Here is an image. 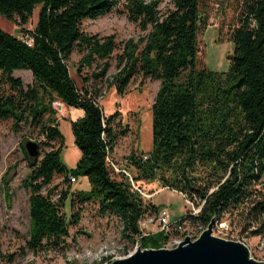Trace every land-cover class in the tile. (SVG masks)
Wrapping results in <instances>:
<instances>
[{"label":"trees","instance_id":"16d2710c","mask_svg":"<svg viewBox=\"0 0 264 264\" xmlns=\"http://www.w3.org/2000/svg\"><path fill=\"white\" fill-rule=\"evenodd\" d=\"M232 1L236 18L228 31L233 45L228 69L214 72L202 62L199 32L212 7L217 12ZM169 2L171 9L160 16L159 0H0V15L20 28L39 8L34 28L21 31L31 46L0 28V86L7 87L0 93V121L38 129V149L51 148L41 158L38 152L29 159L21 146L30 169L24 184L30 191L31 223L26 251L64 252L69 228L78 225L86 205H93L101 218H116L122 238L142 248H163L172 232L179 234L186 226L205 230L212 220L216 225L225 218L238 220L240 234L264 235V0ZM119 5L127 20L145 33L137 41L129 39L117 48L113 36L98 38L81 30L83 20H95ZM115 49L113 85L118 95L137 76L159 82L151 106V150L130 153L123 168L110 153L128 130L115 129L116 116L105 117L98 91L79 89L68 68L77 52L79 71L99 63L94 79H101ZM14 71L29 72L31 84L24 86L12 76ZM55 101L83 114L70 122L80 153L73 168L61 161L64 137L52 107ZM109 160L134 183L157 180L199 212L180 217L170 233L143 236L139 221L158 210L144 202ZM55 176L68 183L57 201L52 199L57 187H51ZM70 177L86 178L89 189L70 192ZM68 197L66 219L61 211Z\"/></svg>","mask_w":264,"mask_h":264},{"label":"rangeland","instance_id":"374dc122","mask_svg":"<svg viewBox=\"0 0 264 264\" xmlns=\"http://www.w3.org/2000/svg\"><path fill=\"white\" fill-rule=\"evenodd\" d=\"M159 1L158 10L161 16L172 6L169 0ZM234 6L233 1L226 2V6H219L217 12H214L215 9L212 7L208 14L206 27L199 32V46L202 54L204 49L202 62L204 59L203 64L205 63L206 67L214 72H226L228 69V56L233 49L228 39V31L235 24ZM38 10L37 7L29 23L21 28L0 15V28L8 34L25 39L27 36L24 37L21 31L34 28ZM80 28L89 36L98 38L113 36L117 48H122V44L129 39L137 41L139 37L145 35L136 25L127 20L120 5L95 20H83ZM117 54H119V49L114 50L110 58V68L101 79H94V75H97L101 69L99 63L81 68L79 71L81 55L77 52L71 55L68 68L71 78L79 89L86 87L89 91H98L97 101L105 117L116 116L115 129L128 130L126 135L116 143L118 153H115L114 157L113 152L110 153V159L118 160L123 168L130 153H146L151 150V106L158 91L159 82L149 79L141 80L137 76L131 80L126 93L122 96L118 95L113 85V78L117 74L115 62ZM12 76L20 78L24 86L31 84V75L27 71H14ZM6 89L7 87L0 86V93ZM75 113L66 106L62 113H56L59 130L64 137L61 161L68 168L75 166L80 158V153L74 146L69 125L70 122L78 119L79 116ZM14 125L12 121H0V264H109L132 255L139 245L130 244L124 240L121 236L119 221L114 217H99L93 205L83 207L78 225L69 228V237L66 239L67 248L64 252L47 249L38 253L26 251L25 244L29 237L31 223L29 219L30 191L24 187V184L30 169L21 146L24 148V144L29 140L40 142L42 137L38 129ZM38 150L41 158L43 152H48L51 148H39ZM136 184L148 196V198L142 197L144 202L151 204L156 210L162 208L168 210L171 223L190 214L193 209L197 210L182 194L164 188L157 180L154 182L139 181ZM55 186L57 190L54 191L55 195L52 199L57 201L58 194L66 190L68 183L63 177L55 176L51 187ZM70 186V192H75L77 189L78 191L89 189L88 182L84 179ZM64 204L61 212L68 219L70 216L69 197ZM237 221L235 218L223 219L215 225L212 235L228 241L241 242L247 248L251 259L264 263V235L251 237L247 233L240 234ZM157 229L153 223L148 225L144 232L152 235L157 232ZM202 232L203 230L196 227L186 226L179 234L170 233L168 242L163 248L153 250L174 249L185 237L194 241ZM182 235L185 236L181 238ZM141 249L152 248L141 247Z\"/></svg>","mask_w":264,"mask_h":264},{"label":"water","instance_id":"95a60500","mask_svg":"<svg viewBox=\"0 0 264 264\" xmlns=\"http://www.w3.org/2000/svg\"><path fill=\"white\" fill-rule=\"evenodd\" d=\"M24 150L29 159L38 157L36 142L27 141ZM214 226L212 220L196 240L185 237L174 249L142 250L138 246L132 255L109 264H264L251 259L241 242L214 237Z\"/></svg>","mask_w":264,"mask_h":264},{"label":"built area","instance_id":"2783aa9c","mask_svg":"<svg viewBox=\"0 0 264 264\" xmlns=\"http://www.w3.org/2000/svg\"><path fill=\"white\" fill-rule=\"evenodd\" d=\"M25 43L28 45V46H31L32 45V40H28L26 39ZM52 107L53 109L56 111V113H62L63 110H64V105L58 101H55L52 103ZM145 159V157H143ZM111 165V167H113V170L116 172V173H119V174H122L128 179V181L130 182L131 184V187L133 190H135L136 192H138L140 194L141 197H145V198H148V196L146 194H144V192H142L140 190V188L137 186L136 183H134L131 175L126 171V170H123V169H120L118 168L116 165H114V163L109 160L108 161ZM77 180H75L74 177H70L69 178V183H75ZM199 212V209L197 210H192V212L190 213L191 215H195ZM177 222V221H176ZM174 222V223H171V220H170V214L168 212V210L166 208H162V209H159L157 211V213L154 215V216H146L144 217L142 220L139 221L138 225H139V230L141 231L142 235L143 236H147L149 235L148 233L144 232L148 225H152L153 223H155V225L157 226V232L156 233H159V232H163V233H170L172 232L171 230L177 226H175L177 223ZM179 230H180V227L178 226Z\"/></svg>","mask_w":264,"mask_h":264},{"label":"crops","instance_id":"0c3cea01","mask_svg":"<svg viewBox=\"0 0 264 264\" xmlns=\"http://www.w3.org/2000/svg\"><path fill=\"white\" fill-rule=\"evenodd\" d=\"M13 73H14V72H13ZM71 109H72V111H75V112H76L75 115L79 116L78 119L82 117V115H83V114H82V111H80V110H75V109H73V108H71ZM72 122H73V121H72ZM69 125H70V123H69ZM112 152H113L112 154H113V157H114V154H115V153H118L116 147L113 148ZM115 161H116L118 164H120V162H119L118 160H115ZM116 162H114V163H116ZM73 167H74V166H73ZM73 167H70V168H73ZM120 167H121V164H120ZM81 179H84L85 181H87L86 178H78L76 182L78 183L79 180H81ZM88 185H89V184H88ZM77 190H78V189H77ZM83 191H84V190H83ZM85 191H86V190H85ZM152 203L154 204V202H152Z\"/></svg>","mask_w":264,"mask_h":264},{"label":"bare ground","instance_id":"6f19581e","mask_svg":"<svg viewBox=\"0 0 264 264\" xmlns=\"http://www.w3.org/2000/svg\"><path fill=\"white\" fill-rule=\"evenodd\" d=\"M61 103V102H60Z\"/></svg>","mask_w":264,"mask_h":264}]
</instances>
